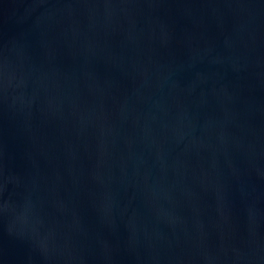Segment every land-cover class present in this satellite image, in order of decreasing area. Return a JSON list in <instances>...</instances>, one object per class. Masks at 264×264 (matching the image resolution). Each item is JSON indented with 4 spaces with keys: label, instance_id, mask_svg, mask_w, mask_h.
Segmentation results:
<instances>
[{
    "label": "water",
    "instance_id": "water-1",
    "mask_svg": "<svg viewBox=\"0 0 264 264\" xmlns=\"http://www.w3.org/2000/svg\"><path fill=\"white\" fill-rule=\"evenodd\" d=\"M0 264H264V0H0Z\"/></svg>",
    "mask_w": 264,
    "mask_h": 264
}]
</instances>
